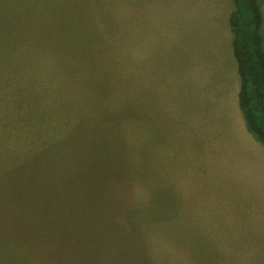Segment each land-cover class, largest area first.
I'll return each instance as SVG.
<instances>
[{
	"label": "rangeland",
	"instance_id": "rangeland-1",
	"mask_svg": "<svg viewBox=\"0 0 264 264\" xmlns=\"http://www.w3.org/2000/svg\"><path fill=\"white\" fill-rule=\"evenodd\" d=\"M187 2L0 0V264H264L257 183L239 196L217 154L179 156L187 129L215 150L201 125L227 92L206 91L199 108L195 86L230 78L222 12ZM211 47L206 75L196 61ZM189 164L208 202L225 182L233 191L236 250L198 222L194 235L172 228Z\"/></svg>",
	"mask_w": 264,
	"mask_h": 264
},
{
	"label": "crops",
	"instance_id": "crops-1",
	"mask_svg": "<svg viewBox=\"0 0 264 264\" xmlns=\"http://www.w3.org/2000/svg\"><path fill=\"white\" fill-rule=\"evenodd\" d=\"M196 1L206 7L209 16H215L218 12H222V16L225 18L222 27L226 29L228 36L226 41L221 42V44L219 40V45L222 46L220 64L226 66L228 71L230 70V78L229 83L225 86L203 83L195 86L199 88L198 91H196L194 87V91L197 93V101L195 103L199 108H206V106L211 108V100L205 99L206 91L210 93L211 96L214 95V98L217 91L227 92L221 99L213 100L214 104L212 108L214 112L208 114V121H204L201 125L203 132L209 135V139H211L209 143L216 145L214 146L215 150H212L211 146L204 144L201 138L197 139L196 131L193 133L192 131L189 132L187 129L188 142L186 147L183 148L184 150L179 151V156H181L182 153L186 154L191 152L194 158L203 159L206 163V158L210 153L217 154L221 161L220 174L225 171L227 172L226 175H235L239 192L238 195H246L250 189V186H248L241 190V183L247 179L251 183H257L255 198H258L260 192H264V144L249 131L240 107L239 94L241 90V77L239 78L238 76L239 69L233 59V32L230 24V17L235 7H233L231 0ZM187 3H190V0H188ZM213 12L217 13L212 14ZM226 22H229L230 27L226 28ZM217 53V50L214 48L212 49V47L210 50L203 52L201 55L203 59L196 61L197 68L199 66L198 62H201L202 66L205 67L206 75L216 73L215 67H217L218 64L214 60L211 62V57L213 54ZM201 73L194 74L199 75ZM197 144L198 147L196 149L194 146ZM184 161L185 160H183V162ZM189 165L190 167L181 168L178 174L176 187L179 195L175 197L178 205L177 212H175L172 217V228L177 227L179 234L194 235L195 231L192 225H196L198 222V224L200 223L201 225L200 234L221 236L220 243H217L219 245L217 249L236 250V248H234L236 245L231 244V242L226 239L225 235L232 231L229 225H227V221L228 224L236 221V219H233V215H228L232 213V210L235 208V205L230 203L228 199V193L232 195L233 191L227 189V183L225 182V199L218 204H213L212 201L208 202L207 200H211L213 196H209L205 191L201 190V185L195 179H204L206 178V174H197V171L192 167L193 164ZM233 168L237 169L239 172H237V174L229 172ZM198 172L200 173L201 171L199 170ZM220 192V190L219 192L217 191L214 194V198L220 195ZM243 249L244 246L240 250ZM253 249L256 250L257 246H254Z\"/></svg>",
	"mask_w": 264,
	"mask_h": 264
},
{
	"label": "trees",
	"instance_id": "trees-1",
	"mask_svg": "<svg viewBox=\"0 0 264 264\" xmlns=\"http://www.w3.org/2000/svg\"><path fill=\"white\" fill-rule=\"evenodd\" d=\"M230 17L241 77L240 107L249 131L264 144V16L260 0H233Z\"/></svg>",
	"mask_w": 264,
	"mask_h": 264
}]
</instances>
